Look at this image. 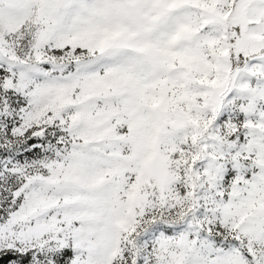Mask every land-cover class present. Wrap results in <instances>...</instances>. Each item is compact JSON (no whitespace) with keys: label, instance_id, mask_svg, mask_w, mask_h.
<instances>
[{"label":"snow or ice","instance_id":"1","mask_svg":"<svg viewBox=\"0 0 264 264\" xmlns=\"http://www.w3.org/2000/svg\"><path fill=\"white\" fill-rule=\"evenodd\" d=\"M0 264H264V0H0Z\"/></svg>","mask_w":264,"mask_h":264}]
</instances>
